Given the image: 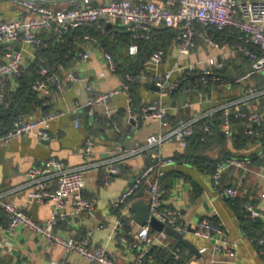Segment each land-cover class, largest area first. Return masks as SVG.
I'll return each mask as SVG.
<instances>
[{
  "label": "built area",
  "instance_id": "1",
  "mask_svg": "<svg viewBox=\"0 0 264 264\" xmlns=\"http://www.w3.org/2000/svg\"><path fill=\"white\" fill-rule=\"evenodd\" d=\"M11 1L26 13L13 18L0 17V43L13 44L0 49V113L8 112L11 108L9 93L19 87V79L28 71L26 54L36 58L38 48L47 43L42 34L49 33L59 43L66 42V37L77 30L88 28L99 35L84 31L74 36L75 42L81 49L71 56L75 65L89 61L93 56V48L103 53L107 71L116 73L117 63L114 56L106 51L101 42V35L108 28L123 27L131 34L133 40L129 54L138 52L142 44L149 43L153 31L169 28L177 32L176 52L179 58L189 56L204 41L208 46L218 49V54L200 58L196 63L186 66H175L170 69H159L165 62L166 51L158 48L153 51L143 66L136 72H127L119 80V86L105 92L92 91L87 105L89 114L93 109L102 108L107 117L112 115V102L119 94H123L128 104L131 103V87L137 82L144 81L155 84L159 97L141 106L139 110H131L130 120L139 126L141 120H154L165 131L150 135L146 146L132 149L128 154L110 161L97 164L104 167L102 183L108 185L114 176H122L121 163L138 154L147 153L153 156L151 164L146 166L135 177L131 186L125 189L114 208L120 211L114 231L121 235V241L133 253L129 263H122L113 257L104 246H91L89 237H65L57 233L55 227L60 220H66L68 215L78 216L82 212L93 213L98 201L96 198H86L85 172L93 164L89 163L94 148V141L86 138L83 146L84 164L77 168H69L60 160L51 158L39 167L28 170L26 177L28 196L38 202L52 201L53 215L43 221L33 219L18 208L7 192H0V227L2 215L5 217L11 232L25 229L38 234L47 244L65 249L68 253L78 255L86 264H154L152 248L154 246L168 247V235L165 231L153 233L150 226L152 218L162 222L165 227L174 229L183 236L188 232V226L183 221L180 211L165 207L163 195L165 190L161 183L163 166L172 164V158L162 156L161 149L166 142L177 140L186 146V139L200 132L212 134L211 123L221 118V129L227 136L232 135L231 109H235L236 117L245 120L248 133L259 135L255 124L264 123V107L257 103L264 98V89L247 88L245 95L237 101L224 103L202 115L190 119H181L175 127H169L170 106L165 104L161 96L170 94L179 81H174L175 71H181L184 87L182 92L199 93L198 86H210L219 81L216 70L223 68L225 61L234 53H241L250 61L249 71L236 82H241L255 74L264 75V0H6ZM229 30L232 40L218 43L211 37L212 31ZM65 60L51 64H41L34 78L31 89L42 92L55 87L63 91L69 82H80L83 78L73 70L68 69ZM105 76V72L100 74ZM250 106L249 112L244 113L239 105ZM82 106L76 105L66 111H51L46 115L25 118H14L4 132L0 133V147L9 144L17 137L34 136L39 140H50L54 136L50 132V123L67 113L77 115ZM76 127L80 120L74 119ZM230 165L250 172L249 159H232L216 164L213 175L217 188L223 170ZM264 179V174L262 175ZM149 188L150 217L146 225H138L137 231L126 229L124 220L134 222L128 211L134 194L142 187ZM222 198H236L237 191L231 188L218 189ZM264 199V193L262 194ZM68 208L71 209L68 212ZM248 220L264 221V213L258 207L248 203L244 205ZM100 226L99 228H101ZM193 235L214 241V253L223 257H234L235 250L229 244L222 229L207 219H203L193 229ZM258 253L264 257V228L262 235L250 238ZM174 263L182 260L181 250L173 252ZM215 262L217 260L215 259ZM199 264V263H189Z\"/></svg>",
  "mask_w": 264,
  "mask_h": 264
},
{
  "label": "crops",
  "instance_id": "2",
  "mask_svg": "<svg viewBox=\"0 0 264 264\" xmlns=\"http://www.w3.org/2000/svg\"><path fill=\"white\" fill-rule=\"evenodd\" d=\"M19 15L25 16L26 13L18 9L13 17ZM0 17H4L1 12ZM226 31H228V36L227 34L221 35L220 40L217 38L214 40L221 44L232 40L229 30ZM44 35L51 36L49 33L42 34L43 37ZM175 42L176 40L169 42L165 62L159 66L160 70L196 63L200 58L217 55L219 52L218 49L200 41L198 47L189 56L179 58ZM93 51V56L89 61L78 65L70 62L66 67L83 79H88L89 88L92 91L99 93L117 88L121 76L118 73L107 71L101 50L93 48ZM37 53L38 51L36 58ZM26 57L29 69L36 58L31 57L30 54H26ZM249 69L250 61L237 52L226 59L223 68L216 70L219 81L210 86L199 85V93L186 94L188 101L185 106L172 107V102L184 94L182 90L176 95L171 92L161 96L163 102L170 106L169 127H175L181 119H190L218 108L224 103L237 101L245 95L247 88L264 89V75L262 74H255L244 81L236 82ZM102 72H105L103 77L100 75ZM182 75L181 71H175L174 81H179L181 84ZM142 82H137L136 84L141 85L136 86L135 89L131 87V103L128 104L123 94L116 96L112 102L111 117H107L100 107L93 109L91 115L88 113L80 117V109L77 115L67 113L50 123V132L54 136L50 140H39L34 136L17 137L9 144L0 147V192H7L18 208L33 219L43 221L53 215L54 204L49 200L38 202L29 198L27 188H25L28 170L41 166L51 158L60 160L69 168L82 166L84 164L82 152L84 142L86 138H91L94 141V148L89 163L94 167L84 174L83 195L86 198L97 199L96 210L93 213L82 212L76 217L68 215L66 220L58 222L55 230L65 237L84 238L88 236L91 246H106L113 257L122 263H129L133 253L122 243L121 235L114 231L121 214L118 209L114 208V204L125 189L131 186L138 173L152 163L153 156L142 153L128 158L120 164L123 175L112 177L108 185L102 183L104 167H98L97 164L114 160L121 155L128 154L132 149L146 146L150 135H157L166 130L154 120H141L139 126H135L130 120L131 110H139L138 106L159 97L157 88ZM132 90L137 94L136 102ZM36 94L38 104L32 102V106L24 110L22 116L25 118L46 115L51 111H66L77 104L82 106L80 82H69L63 91L52 87L42 92H36ZM257 103L260 108L264 107V98H261ZM239 107L244 113L249 112V104H240ZM230 112L231 115H236L234 108ZM84 113L86 112L84 111ZM4 114L10 115L9 112ZM76 117L80 120L78 127L74 124ZM235 118L238 117L235 116ZM86 120H88L87 123ZM262 126L263 128L259 129L260 134L256 135L258 141L243 149L235 148L233 131L231 136H227L222 131L226 136L225 148L228 155L222 156L226 158L221 161L227 158L249 159L251 171L244 172L235 165L227 166L223 170L217 188L213 181L216 169L213 174H208L196 167L177 162L176 154L183 153L185 149L177 140L166 142L163 145L162 156L172 158L174 161L161 169V183L165 190L163 205L180 211L183 221L188 226V232L184 238L194 246V250H181V255L182 258H190L189 263L264 264V257L258 253L255 245L250 241V237L244 232L240 219V217L247 219L244 205L248 203L258 207L264 213V199L262 198L264 193L262 177L264 174V123ZM245 127L248 133L246 123ZM207 154L214 160L221 157L218 148L208 151ZM225 188L236 190L238 196L235 199L220 197L218 189ZM140 192L143 193L142 197L136 198ZM149 195V188L142 187L134 194L131 205L132 202L140 198L149 202ZM70 211L71 209L68 208V212ZM128 213L133 216L131 208ZM203 219L211 221L222 229L229 244L235 250L234 257L215 255L213 240L193 235L194 227ZM262 223L264 225V221ZM100 226L102 227L99 228ZM128 229L137 231L138 224L129 222ZM153 233L155 232L153 231ZM167 242L168 247L165 248L168 249H171L175 244L171 236H168ZM0 264H86V262L82 257L68 253L63 248L47 244L43 238L30 230L20 229L11 232L2 215Z\"/></svg>",
  "mask_w": 264,
  "mask_h": 264
},
{
  "label": "trees",
  "instance_id": "3",
  "mask_svg": "<svg viewBox=\"0 0 264 264\" xmlns=\"http://www.w3.org/2000/svg\"><path fill=\"white\" fill-rule=\"evenodd\" d=\"M119 28L123 29V27ZM119 28H108L106 36L101 35V42L103 48L106 51L111 52L117 58L116 73H118L121 77H123L127 72L138 71L152 54V52L157 50L158 48H162L166 51L170 45L169 42L175 40L177 35L176 31L169 28L156 29L153 31V38L149 43L142 44L136 54H129L126 56V54H123V50L125 48L128 49L133 40L131 38V34L127 32L125 28L123 30H120ZM84 31H87L94 36L99 35L95 32V30L82 28L74 33L68 34L66 37V42L64 43L57 42L53 36L51 38H47V36L44 35V38L47 39V43L38 48V56L34 64L30 66L26 74L18 80L19 87L16 89V91L9 93L11 108L8 112L10 113V115L5 116L0 113V133L4 132V130L8 127V125L14 118L21 116L22 113L25 112L24 110L30 108L32 106V102L38 104L37 94L31 89V84L36 77V71L38 67L41 64H53L63 60H65L69 65V63L71 62V56L76 54L81 49L80 44H77V42H75L74 36ZM227 32L228 31L226 30L221 32L214 30L211 32V36L214 39H219V37L222 38L221 35L224 36L227 34L228 36ZM113 33H115V36L113 35ZM184 84L185 83L182 82L181 84L177 85V87H175L172 91L173 94L176 95L180 93L184 87ZM138 85L141 84H133L132 88L135 89ZM132 93L136 102V99L138 98L137 94H135L133 90ZM138 107L137 108L140 109L141 106ZM221 122V118H217L211 123V135H204L203 133L197 132L193 136L188 137L186 139L184 152L181 154H176L175 160L177 162L196 167L208 174H213L216 169V164L218 162H222L221 160L226 158L222 156L228 155L225 148L226 136L222 132ZM231 124L232 131L234 132L233 144L236 149H243L244 147H247L255 141H258L256 135L247 133L245 120L235 118L234 115H231ZM262 125L263 123L255 124L253 128L256 130H261V128H263ZM215 148L220 149L221 154V157L216 160L212 159L207 154L208 151ZM194 186L196 185L194 184ZM240 219L242 221L244 232L250 238H255L262 235L264 225L261 220L257 219L255 221H251L248 219H244L243 217H240ZM124 222L126 224V229H128L129 220L126 219L124 220ZM153 231L155 232V230ZM173 239L175 241V244L171 247V249L161 246H154L152 248L155 260L154 264H173V252L176 251V249H180L183 251L188 250V248L179 240L175 238ZM163 261L164 263H162ZM189 261L190 258L184 257L177 264H188Z\"/></svg>",
  "mask_w": 264,
  "mask_h": 264
},
{
  "label": "water",
  "instance_id": "4",
  "mask_svg": "<svg viewBox=\"0 0 264 264\" xmlns=\"http://www.w3.org/2000/svg\"><path fill=\"white\" fill-rule=\"evenodd\" d=\"M13 44H8V43H0V49L6 48L8 46H12ZM80 86H81V111L79 116L83 117L84 114H88L90 112V106L87 105L90 94L92 93V90L89 88V80L88 79H82L80 81ZM153 87L157 88L155 84H152ZM188 101V96L186 94H182L179 96L178 100H174L172 102V107L177 108L178 106H185L186 102ZM84 111L86 113H84ZM2 115H7V114H2ZM88 120H86V123ZM46 142V141H43ZM142 192H140L136 198L142 197ZM131 211L133 212V220L136 224L138 225H146L149 221L150 217V204L149 202H146L144 199H136L134 202H132L131 205ZM150 226L152 227L153 230L162 232L165 231L168 236H171L177 240H179L182 244H184L188 249L194 250V246L184 238V236L175 231L172 228L165 227L164 224L160 221H158L155 218H152L150 221Z\"/></svg>",
  "mask_w": 264,
  "mask_h": 264
},
{
  "label": "rangeland",
  "instance_id": "5",
  "mask_svg": "<svg viewBox=\"0 0 264 264\" xmlns=\"http://www.w3.org/2000/svg\"><path fill=\"white\" fill-rule=\"evenodd\" d=\"M18 9L21 10V8L19 6H17V4H15V3L11 2V1H3V0L1 1L0 0V12H1V14L4 15L5 18H13V16L16 14V11ZM119 29L120 30H123L124 28L123 29L122 28H119ZM106 34H104V35L106 36ZM113 35L115 36V33H113ZM51 37H52V35L50 37L48 36L47 38H51ZM123 54H126V56L129 55V48L128 49L125 48L123 50ZM114 58H115L116 63H117V58L115 56H114Z\"/></svg>",
  "mask_w": 264,
  "mask_h": 264
}]
</instances>
